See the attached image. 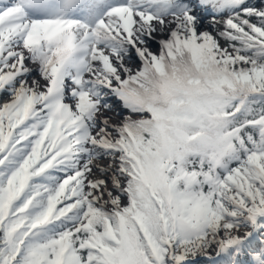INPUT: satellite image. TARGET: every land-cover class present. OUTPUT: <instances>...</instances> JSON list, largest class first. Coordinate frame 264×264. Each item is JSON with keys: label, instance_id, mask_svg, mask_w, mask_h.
I'll list each match as a JSON object with an SVG mask.
<instances>
[{"label": "snow or ice", "instance_id": "1", "mask_svg": "<svg viewBox=\"0 0 264 264\" xmlns=\"http://www.w3.org/2000/svg\"><path fill=\"white\" fill-rule=\"evenodd\" d=\"M0 264H264V0H0Z\"/></svg>", "mask_w": 264, "mask_h": 264}]
</instances>
